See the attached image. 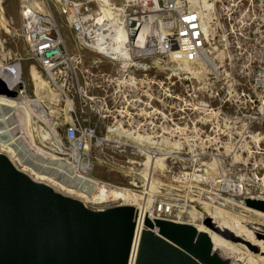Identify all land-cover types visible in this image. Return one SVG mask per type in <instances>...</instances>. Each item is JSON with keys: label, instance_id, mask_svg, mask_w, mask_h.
Listing matches in <instances>:
<instances>
[{"label": "built area", "instance_id": "obj_1", "mask_svg": "<svg viewBox=\"0 0 264 264\" xmlns=\"http://www.w3.org/2000/svg\"><path fill=\"white\" fill-rule=\"evenodd\" d=\"M111 1L110 5H106L103 0H55L59 14L72 34L71 49L67 47L59 25L44 2L25 0L21 3L20 37L30 58L42 69V76L50 90L57 95L53 101L59 110L55 119L58 126L64 127L62 136H53L47 142L49 146L43 147L48 154L65 159L68 163L61 166L52 162L48 167L42 166V170L55 171L60 177L68 176V166L75 167L73 158L87 154L93 140L101 143L97 137L99 129L107 133L116 132L120 139L133 143L147 141L134 138V134L141 132L150 136L151 140L155 138L145 132H152L157 127V111L149 105L143 107L142 111H148L141 116L134 107V102L138 101H132L133 105L130 106L129 101L119 99L121 96L125 98L124 91L137 90L139 80L136 72L143 65L150 69L148 63L153 64L157 59L164 64L174 61L206 67L207 58L211 57L209 47L214 40L209 20L203 17L200 9L193 8L186 1ZM233 13L231 44L225 49L227 53H232V57H225L224 60L235 64L236 73L243 80V88L233 89L221 82L230 79L231 74H227L226 70L219 72L218 69V75L211 73L207 78L200 79L206 90H210L209 94L205 93L196 102H188L185 107L187 111H196L208 118L211 128L208 133L206 130L203 132L204 144L210 142L209 135L212 131L216 133L212 128L217 130L221 122L229 131L224 134L229 137L233 134V128L238 129L234 134L237 138H233L236 148L233 157L239 151L238 155L243 160L245 151L242 147L245 140L251 138L250 132L257 125L264 128V0H239ZM218 43L217 48L223 46L221 42ZM148 90L152 91V88L148 86ZM224 96L230 101L226 110V102L222 99ZM239 105L242 106L240 113H229L233 106ZM189 133L185 130V144L188 150L190 147L195 149L196 140ZM256 134L261 135L260 132ZM248 149L246 158L252 154H264V149L257 142ZM210 150L207 147L205 152L191 156L195 162H199L213 154L209 153ZM182 161L184 157L174 164L180 165ZM249 166L252 165L243 161L230 176L217 174L214 179L217 195L231 198L245 195L249 176H252ZM255 168L252 166L253 170ZM183 176L191 177V173L179 172L177 175L180 179ZM77 186L79 190H84L82 183ZM129 189L135 190L136 185L132 184ZM135 205L117 202L115 207L133 208ZM133 209L135 228L127 264H137L143 232L149 229L145 215H141L139 208ZM178 209V204L174 202H162L157 209L153 207L158 217L156 220L176 223L179 221ZM156 220L150 221L154 223ZM153 226V231L158 232L156 225Z\"/></svg>", "mask_w": 264, "mask_h": 264}, {"label": "rangeland", "instance_id": "obj_2", "mask_svg": "<svg viewBox=\"0 0 264 264\" xmlns=\"http://www.w3.org/2000/svg\"><path fill=\"white\" fill-rule=\"evenodd\" d=\"M38 1L44 2L45 6L49 9L50 15L60 27L59 29L65 39L67 47L71 49L73 46L72 34L66 27L64 18L59 14L55 0ZM184 1L193 8L198 9V6H193V4L189 3L187 0ZM238 1L239 0H211L210 2L213 3V8L207 12L211 36L214 40L210 42L209 47L211 59L218 67L219 72L226 70L227 74H231L230 79L221 82H225V84L232 86L233 89L243 88L241 85L243 80L237 74L238 72L234 66L235 64L233 62H228V60H224V58L228 56L230 58L232 57V53H227L225 49L231 44L229 40H231L230 34L231 29L234 28L235 18L233 12L237 8ZM2 3L11 25L5 30L0 29V39L2 43L0 57L5 55L4 62L8 65L19 62V60L22 61L23 80L27 88V93L30 98H34V84L29 70L32 66H36V63L30 58L26 46L20 37V7L22 0H2ZM218 42H221L223 46L217 48ZM181 63L182 62L178 64L173 61L164 64L155 59L153 64L148 63L150 69H148L147 65H143V68L136 72V78L139 80V85L136 86L137 90L132 88L133 90L124 91L125 98L121 96L119 99L129 101L130 106L133 105L131 103L132 101H138L136 103L134 102V107L137 109V112L141 113V116L146 115L145 113L148 111L147 109L142 111L143 107L145 108L149 105L157 111V127L153 129L152 132L149 130L145 132L155 136V138L151 140L150 136L139 131L141 133H138V135L134 134V138L146 139L147 141H137L133 143L126 139H120L119 134L116 132L107 133L104 129L97 130V137L101 143H96V141L93 140L88 152L92 170L90 175L112 187H126L125 189H129L132 184H135L136 189L134 191L136 193L144 196H153V204L150 205V209L152 210L153 216H156L153 207L157 209L162 202H174V204H178L179 209L181 207L185 212H189L196 207L198 209L203 207L202 201L207 197H212L215 201H217V199L221 200L217 195L214 179H216L217 174H219V176H230L233 169L242 165L244 161L245 163H250L252 166H256L254 170L252 166H249L252 176H249V187L247 186L248 192L240 198L230 197L226 198L225 201L222 199L219 201L220 207L228 213L229 217L232 216L236 219L243 217L242 214L246 207L264 213L262 210L253 208L247 203L248 201L264 203V154H252L246 158V156H248L246 151L249 150L248 146H255L257 142L264 149V139L261 138L262 140H260V137H264V128L257 125L253 128V131L250 132L249 137L252 139L247 138L242 147L243 151H245L243 160L240 159L241 157L238 155L239 151L238 154H236L237 156L235 158L233 157L236 151L233 138H237L234 134L239 130L233 128V134L229 137L224 134H228L229 131L227 127L223 125V122L220 123V127H218L217 130L212 128L216 133L212 131L210 135L208 134L210 142L204 144L203 139L205 137L203 132L206 130L208 133L211 128L210 125H208V118L196 111H187L185 106L188 105V102L201 100V96L205 93L209 94L210 90H206L205 85L198 79L196 75L200 73L198 67L190 65V67H193L195 70V72L192 73L191 71L183 70L185 68L182 69ZM36 69L42 75V69L39 66H36ZM196 71L198 73H196ZM126 72L130 71L126 70ZM148 86L152 88V91L148 90ZM18 89L20 88L18 87L16 90L18 91ZM0 95L12 96L8 95L3 87L0 89ZM222 99L226 102L224 106L226 110L227 107L230 106V101L227 96H224ZM125 101L124 104H126ZM49 106L51 107L49 111H52V115L56 118L59 110H57L52 103H49ZM241 107V105L237 107L233 106V109L230 110L229 113L232 115L240 113ZM55 121L57 122L56 119ZM41 127L43 131H49L38 120H34L31 126L34 139L37 141L35 145L41 150L38 151V149H35L36 152H39V155L38 153H32L30 150L26 149H22L18 155L20 154V157H23L26 163H30L42 170V166H45L42 158L46 155L49 156L48 152L43 151V146H49V144H47V142L40 143L38 140L41 136ZM58 128L62 136L64 127L58 126ZM185 130L186 132H190L189 134L191 137L193 136L195 138V149L194 147H190V150H188L185 144ZM257 132H260L261 135L256 136ZM2 138L4 142H7L8 139L6 137ZM239 143L240 142L237 143L236 147ZM206 146L211 149L209 153L212 152L213 154L201 159L199 162H195L191 154L205 152ZM40 156H42V158ZM226 156L228 157L226 158ZM180 157H184V161L180 162V165H175L174 163L176 160L180 159ZM33 162H35V164H33ZM179 172H189L191 173V177L185 178V176H183L184 178L180 179L177 177ZM58 177L63 179L64 183H70V179L68 180L67 176L61 175L60 177L59 175ZM257 178H259L260 181ZM95 195H97V191ZM260 197L263 198L261 199ZM239 201L244 202L246 205L241 204ZM116 204V202H113L107 206L93 205L89 209L99 211L101 209L98 208V206H103V209H109L115 207ZM184 216H186L183 217L185 221L192 220L187 217V215L184 214ZM214 221H217V225L222 224L220 220L217 219H208L203 222L201 218L197 219L196 223L200 224L202 222V224L210 230L217 231L214 228L215 225L212 224ZM252 226L254 225H249L247 228L250 229ZM225 236L232 239L229 233H226ZM233 240L237 241V239ZM252 250L254 253L259 252L258 247ZM241 257H243V262H239V264H264V261L260 259H257L255 263L249 262L247 255ZM226 264H232V262L229 261Z\"/></svg>", "mask_w": 264, "mask_h": 264}, {"label": "water", "instance_id": "obj_3", "mask_svg": "<svg viewBox=\"0 0 264 264\" xmlns=\"http://www.w3.org/2000/svg\"><path fill=\"white\" fill-rule=\"evenodd\" d=\"M134 218L129 207L90 210L0 154V264H127ZM146 226L137 264H220L190 224L147 219Z\"/></svg>", "mask_w": 264, "mask_h": 264}, {"label": "bare ground", "instance_id": "obj_4", "mask_svg": "<svg viewBox=\"0 0 264 264\" xmlns=\"http://www.w3.org/2000/svg\"><path fill=\"white\" fill-rule=\"evenodd\" d=\"M24 1L25 0H22V2ZM210 1L211 0H188L193 6H198L203 17L207 19V12L213 8V3ZM111 2V0H103V3L106 5H110ZM10 25V19L6 15L2 0H0V29L5 30ZM1 47L2 43L0 39V48ZM4 57L5 55L0 57V89L3 87L7 94L12 96L0 95V154L5 155L19 171L28 175L33 181L45 184L51 187L55 192L64 196L74 198L87 208L93 205L107 206L113 202H121L122 204L131 202L136 204L133 208L140 209L141 215H145L147 219L156 220L158 217L153 216L152 210L150 209V205L153 204V196H144L136 193L134 190L125 189L126 187H112L90 175L92 170L88 153L77 155L73 158L75 167L67 165L70 170L67 176L68 180L70 179L69 184L64 183L63 179L55 174V171H51L50 173L46 170V172H43L41 168H36L32 164L26 163L24 158H21L20 154L18 155L22 149L30 150V152L38 153L39 155V152L35 151V149H38L35 145L37 141L34 139V134L31 130L34 120H38L49 130L48 132L43 131L41 127V136L38 138L40 143L49 142L53 136L59 137L60 131L57 122L55 121L54 115H52L53 112L49 111L51 109L49 103L53 104L57 95L50 90L47 80L39 73L36 67L32 66L29 73L34 84V98H30L23 80L22 61L19 60V62L8 65L5 64ZM206 64L207 66L203 67L204 69L198 67L200 70V73L196 71V73H198L196 74L198 79L207 78L211 73L218 75V67L213 63L211 57L207 58ZM181 66L182 69L185 68L183 69L185 71L195 72L193 67H190L189 64L182 62ZM18 87L20 89L17 91L16 89ZM256 136L259 135L256 134ZM2 137H6L8 139L7 142H4ZM38 151L41 150L38 149ZM40 157L42 158V156ZM47 158L51 162H49ZM42 159L46 167L52 165V162L59 163L61 166L68 163L67 160L50 154ZM33 164H35V162H33ZM76 165L79 166V171L76 170L78 167ZM74 173L77 174L74 176ZM258 180L260 181V179ZM80 183L83 184L84 190L76 188ZM96 191L97 195H95ZM218 196L220 197L219 199H223L224 201L226 198H230L223 195ZM260 198L262 199L263 197ZM221 200L217 199V202L214 198L207 197L202 201L203 207L200 209L196 207L189 212H185L180 207L177 211L179 217L178 223L190 224L195 227L200 234H205L211 243V258L220 264H226L229 261L232 262V264L242 263L243 257L241 256L243 255H247L248 261L251 263H255L257 259L264 261V213L246 207L243 214L241 213L243 217H238L239 219L232 216L229 217L228 213L220 207L219 201ZM241 204L246 205L244 202H241ZM98 208L105 210L103 206H98ZM184 214L192 220L185 221L183 217L186 216H184ZM199 218H201L203 222L208 219H217L220 220L222 224L217 225V221H214L212 224L215 225L214 228L217 231L210 230L202 224V222L200 224L196 223ZM249 225L254 226L249 229L247 228ZM226 233H229L232 239L226 237ZM233 239H237V241ZM256 247L259 248V252H252V249Z\"/></svg>", "mask_w": 264, "mask_h": 264}, {"label": "trees", "instance_id": "obj_5", "mask_svg": "<svg viewBox=\"0 0 264 264\" xmlns=\"http://www.w3.org/2000/svg\"><path fill=\"white\" fill-rule=\"evenodd\" d=\"M248 204L252 207H256L264 210V204H256L255 202H251V201H248Z\"/></svg>", "mask_w": 264, "mask_h": 264}]
</instances>
